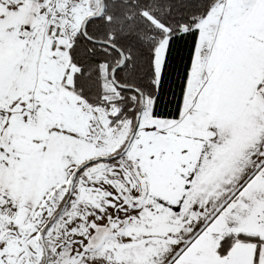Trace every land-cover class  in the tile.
<instances>
[{
  "label": "snow or ice",
  "instance_id": "1",
  "mask_svg": "<svg viewBox=\"0 0 264 264\" xmlns=\"http://www.w3.org/2000/svg\"><path fill=\"white\" fill-rule=\"evenodd\" d=\"M0 264H264V0H0Z\"/></svg>",
  "mask_w": 264,
  "mask_h": 264
}]
</instances>
